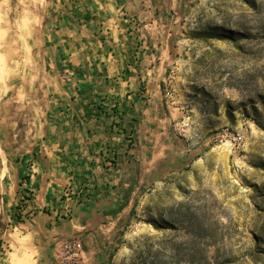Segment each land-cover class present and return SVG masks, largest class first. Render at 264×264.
<instances>
[{
  "label": "rangeland",
  "instance_id": "1",
  "mask_svg": "<svg viewBox=\"0 0 264 264\" xmlns=\"http://www.w3.org/2000/svg\"><path fill=\"white\" fill-rule=\"evenodd\" d=\"M55 1L0 0V263L11 228L37 221L32 191L14 187L37 173L53 113L43 38ZM173 1L118 215L78 238V262L59 243L55 264H264V0Z\"/></svg>",
  "mask_w": 264,
  "mask_h": 264
},
{
  "label": "crops",
  "instance_id": "2",
  "mask_svg": "<svg viewBox=\"0 0 264 264\" xmlns=\"http://www.w3.org/2000/svg\"><path fill=\"white\" fill-rule=\"evenodd\" d=\"M174 4L53 2L43 38L53 113L45 123L37 173L32 182L14 187V195L23 187L32 191L26 207L37 221L32 227L11 228L0 264H55L54 249L64 239L91 243L116 219L135 159L133 143L128 146L126 139L130 126L120 117L138 118L147 111L144 103L157 99L155 46L162 36L156 28L167 24L162 15ZM66 184L75 194L63 198ZM81 184L88 188L83 190ZM50 203L57 208L45 214L41 206ZM86 251L92 259L95 251Z\"/></svg>",
  "mask_w": 264,
  "mask_h": 264
},
{
  "label": "built area",
  "instance_id": "3",
  "mask_svg": "<svg viewBox=\"0 0 264 264\" xmlns=\"http://www.w3.org/2000/svg\"><path fill=\"white\" fill-rule=\"evenodd\" d=\"M172 90V89H171ZM171 91H167L166 96H168ZM63 251L65 260L75 263L80 261L83 256H85L84 246L80 239L78 238H68L64 239Z\"/></svg>",
  "mask_w": 264,
  "mask_h": 264
},
{
  "label": "trees",
  "instance_id": "4",
  "mask_svg": "<svg viewBox=\"0 0 264 264\" xmlns=\"http://www.w3.org/2000/svg\"><path fill=\"white\" fill-rule=\"evenodd\" d=\"M120 120L122 122H125L126 125L130 126L128 136L126 137V139L129 141V144H128V146H129L130 143H132L131 141H133L132 136L135 133V127H136V124L138 123V120H137V118H133V117L127 118L126 116L120 117ZM123 131H125V128H123ZM81 185H82L81 188L83 190H86L88 188V187H84L83 184H81ZM128 189H129V191H131L132 190V186H130ZM87 196H88V194H87Z\"/></svg>",
  "mask_w": 264,
  "mask_h": 264
}]
</instances>
